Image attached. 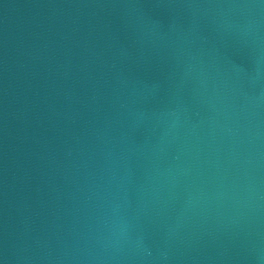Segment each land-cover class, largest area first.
Returning <instances> with one entry per match:
<instances>
[{
    "label": "water",
    "instance_id": "water-1",
    "mask_svg": "<svg viewBox=\"0 0 264 264\" xmlns=\"http://www.w3.org/2000/svg\"><path fill=\"white\" fill-rule=\"evenodd\" d=\"M0 264H264V0H0Z\"/></svg>",
    "mask_w": 264,
    "mask_h": 264
}]
</instances>
